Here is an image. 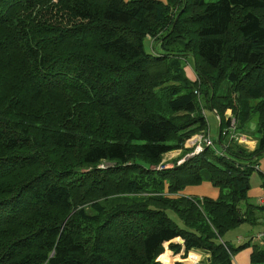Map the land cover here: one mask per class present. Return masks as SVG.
Wrapping results in <instances>:
<instances>
[{
  "label": "trees",
  "instance_id": "trees-1",
  "mask_svg": "<svg viewBox=\"0 0 264 264\" xmlns=\"http://www.w3.org/2000/svg\"><path fill=\"white\" fill-rule=\"evenodd\" d=\"M204 105L221 142L186 157ZM228 110L241 130L258 115L254 150ZM260 155L264 0H0V264H233L248 246L264 264V245L224 238L264 214ZM205 181L218 198L181 194Z\"/></svg>",
  "mask_w": 264,
  "mask_h": 264
},
{
  "label": "rangeland",
  "instance_id": "rangeland-1",
  "mask_svg": "<svg viewBox=\"0 0 264 264\" xmlns=\"http://www.w3.org/2000/svg\"><path fill=\"white\" fill-rule=\"evenodd\" d=\"M206 2H215V1H218V0H205ZM150 48L149 47V44L147 45V49ZM194 65V58L192 55H188L185 59V62H184V70L187 74V76L192 79V80H195L197 78V75L196 73L194 72L192 66ZM204 88L206 89L207 86L204 85ZM202 101L204 103L205 102V99H206V93L203 92L202 93ZM207 120H208V123H209V126H208V132H207V135H209V137H211L213 140L217 141L218 142V138H219V126H220V118L219 116L216 114V111L213 110L211 107L207 106V105H204V110H203ZM227 117L229 118V115L232 114V111L231 110H228L227 111ZM233 116V115H232ZM257 114L255 113L253 115V119L252 121L246 126L245 129H236L235 130H227L226 133H230V137L232 136L239 144L245 146L248 148L249 144H250V139L252 138H255V139H258L259 136H260V133L258 132L257 130ZM233 119H235V117L233 116ZM234 125L236 127V119L234 121ZM247 135V136H246ZM246 136V137H245ZM221 137V136H220ZM188 147H190V145L187 143ZM216 148H221V146L218 144L215 145ZM174 152V151H173ZM173 152H170V153H173ZM169 154V153H167ZM165 155L164 157V160L163 162L159 165L162 166L164 165V163H166L168 166H172L173 163L172 161H174L175 159V156H169L168 155ZM183 160H181L182 162ZM254 162L256 163V165L258 166V163L259 162H263L264 163V155H260L258 156L257 158H255ZM263 175L261 174V171L259 172L258 170H256L254 172V174L252 175L251 177V188L249 190V198H248V201L251 202L252 204H257V197L259 195H262L263 194V191H264V186H262V183L264 182V179L262 177ZM195 188H197L199 191L201 192H198L197 194H195L197 197H202L203 195L205 196H209V197H212V198H218L219 195H215L213 196L214 192H211L212 188H217V190H219V194H220V188L213 185V183H211L210 181H205L203 183H201V185H198V186H195ZM246 205V202L243 201L241 202L240 204V208L241 210L245 209L244 208V204ZM171 217L176 220L179 224H182L181 220L179 219V217L172 211L169 212ZM245 224V223H244ZM247 226V225H245ZM248 226H250L253 231H257L259 229H261V223L258 222L254 225H251V224H248ZM264 231V229H263ZM262 231V232H263ZM245 233V232H243ZM165 246L167 247L168 246V243H165ZM248 247H245L243 249H240V250H237L235 251V255H236V259H237V256L239 253L243 252L245 249H247ZM184 251V250H183ZM170 254V252H167ZM184 254V252H181L178 256H182ZM171 256V255H170ZM182 259V258H181ZM172 260L171 263L175 262L174 259H172V256L171 258H168V254L165 256V261L166 262H170ZM195 259H192L191 256L190 257H187L185 259H182V262L184 264H191L192 262H194ZM200 263V262H199ZM198 263V264H199Z\"/></svg>",
  "mask_w": 264,
  "mask_h": 264
},
{
  "label": "crops",
  "instance_id": "crops-1",
  "mask_svg": "<svg viewBox=\"0 0 264 264\" xmlns=\"http://www.w3.org/2000/svg\"><path fill=\"white\" fill-rule=\"evenodd\" d=\"M249 141H250V144L248 146L249 150H254L256 147V144H257V139L252 138ZM186 147H188L187 143H186ZM181 153H182V150H177V151H174L173 153H169L167 155H168V157L172 155V156H175V158H177L181 155ZM171 164H173V163H171ZM257 170L259 172L261 171V174L263 175L262 177L264 179V163L263 162L258 163V169ZM195 186H198V185L187 186L181 192V194L188 195V196H196L195 194H197L198 192H201V191H199L197 188H195ZM262 186H264V182L262 183ZM211 192H214L213 196H215L217 194L219 195V190H217V188H212ZM203 196H205V195H203ZM262 200H263L262 195H259L257 197V204H255V205L262 206L261 205ZM243 205H244V208H246L245 203ZM244 210L245 209H243V211ZM259 222L261 223V229H259L257 231H253V229L250 226H248V223H245V224H242L240 227L229 231L225 235L224 238L226 239V241L232 243L235 247L240 246V245L247 243V242H250V241L252 244L253 243H259V244L264 245V242L259 237V234L264 229V214L260 213ZM245 225H247V226H245ZM243 232H245V233H243ZM168 252H170V251H168ZM182 252H184V251H182ZM192 252H196V254H198V256H199V258H196L197 261H195V263L201 260L199 264H206L205 261L207 260L206 258L208 257V254L206 252H204L203 250H192V251H190V253H192ZM251 253H252V246H248L247 249H245L243 252L238 254L237 259H236V255L233 256V264H251ZM170 255L172 256V259H174L175 261L176 260L182 261L181 257L178 256L179 254H174L173 252H170V254L168 253V258H171ZM171 262H172V260L168 263H171ZM191 264H194V262H192Z\"/></svg>",
  "mask_w": 264,
  "mask_h": 264
},
{
  "label": "built area",
  "instance_id": "built-area-1",
  "mask_svg": "<svg viewBox=\"0 0 264 264\" xmlns=\"http://www.w3.org/2000/svg\"><path fill=\"white\" fill-rule=\"evenodd\" d=\"M229 119H230V126L225 130L227 131L228 129L229 130H235V125H234V121L235 119H233V116L232 114L229 115ZM187 143L190 144V147H195L194 151L191 153V155H194V154H198L202 151H204V149L207 147V146H214L215 144V141L209 137V135H204V134H198V135H195L193 138L189 139L187 141ZM104 166V165H102ZM168 165L164 164L162 166H160V168H165L167 167ZM262 202H261V205L264 206V191H263V194H262ZM259 237L260 239L264 242V231L261 232L259 234Z\"/></svg>",
  "mask_w": 264,
  "mask_h": 264
},
{
  "label": "water",
  "instance_id": "water-1",
  "mask_svg": "<svg viewBox=\"0 0 264 264\" xmlns=\"http://www.w3.org/2000/svg\"><path fill=\"white\" fill-rule=\"evenodd\" d=\"M217 114V113H216ZM220 124H221V120H220ZM220 135H221V129H219V138H218V142L220 143L221 142V137H220ZM189 155H187L186 157H188ZM177 241H179V242H181V243H184V240L181 238V237H179V238H177L176 239Z\"/></svg>",
  "mask_w": 264,
  "mask_h": 264
},
{
  "label": "bare ground",
  "instance_id": "bare-ground-1",
  "mask_svg": "<svg viewBox=\"0 0 264 264\" xmlns=\"http://www.w3.org/2000/svg\"><path fill=\"white\" fill-rule=\"evenodd\" d=\"M42 191H43V190H42ZM55 205H56V204H55ZM190 256H191L192 259L199 258L198 254H196V252H192ZM190 256H189V257H190ZM189 264H190V263H189Z\"/></svg>",
  "mask_w": 264,
  "mask_h": 264
}]
</instances>
